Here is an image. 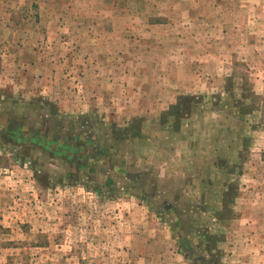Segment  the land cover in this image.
<instances>
[{"label":"rangeland","instance_id":"1","mask_svg":"<svg viewBox=\"0 0 264 264\" xmlns=\"http://www.w3.org/2000/svg\"><path fill=\"white\" fill-rule=\"evenodd\" d=\"M0 264H264V0H0Z\"/></svg>","mask_w":264,"mask_h":264}]
</instances>
